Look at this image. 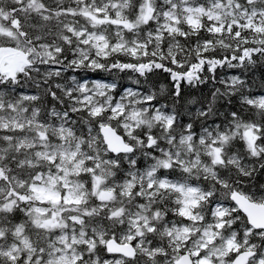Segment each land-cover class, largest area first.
Returning <instances> with one entry per match:
<instances>
[{
	"label": "snow or ice",
	"instance_id": "obj_1",
	"mask_svg": "<svg viewBox=\"0 0 264 264\" xmlns=\"http://www.w3.org/2000/svg\"><path fill=\"white\" fill-rule=\"evenodd\" d=\"M0 264H264V0H0Z\"/></svg>",
	"mask_w": 264,
	"mask_h": 264
}]
</instances>
